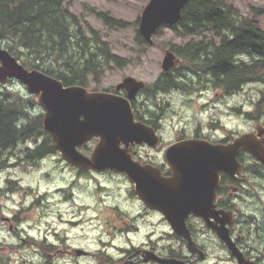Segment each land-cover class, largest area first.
I'll return each mask as SVG.
<instances>
[{"label":"flooded vegetation","instance_id":"1","mask_svg":"<svg viewBox=\"0 0 264 264\" xmlns=\"http://www.w3.org/2000/svg\"><path fill=\"white\" fill-rule=\"evenodd\" d=\"M169 50L177 59L175 67L168 72L160 71L152 84L145 83V87L130 101L134 121L151 128L159 138V142L156 146L146 143L142 145L129 144L126 151L135 164L152 166L158 170L160 176L154 179L159 184L160 178L165 180L172 176L166 160V150L177 142L194 139L211 144L227 145L246 134H253L256 140L264 142V82L261 78L247 84L243 82L238 90L232 92L228 89V84H220L218 82L220 80H216L210 71L190 69L191 63H185L174 50L170 48ZM240 58L244 62H252L246 54L240 55ZM167 75L180 86H171L172 82L170 85L162 86L163 78ZM12 81L8 80L7 83ZM159 81L161 83L157 84ZM181 85H183L182 88ZM247 89L253 91L254 96L248 95ZM174 91L189 96L184 102L191 101V109H193L195 99L200 103L190 117L168 131L167 123L173 125L175 116L178 117L177 113L172 111L173 116L167 114L169 104L166 97ZM107 92L116 93L115 87ZM116 94L124 98L127 97L123 90ZM237 96L241 98L238 104L230 105L232 97ZM23 98L25 111L29 112L28 115L39 116V114L34 115V110L40 108L37 105V96ZM218 105L223 107L222 111H218L221 114L220 117L212 114ZM230 114L242 119L245 123L243 125H247V128L243 127L239 131L228 129L221 122V118L229 119ZM40 116L42 118L43 111ZM47 134L52 142L48 146L53 151L43 152L40 158L33 156L36 149L45 146L42 138L38 139L36 143L24 144L23 153L20 151L23 145L19 146L18 144L14 151L1 154V160L6 163V166L0 171V177L5 172L9 173L19 166L23 167L22 172L25 173L28 169L38 168L45 161H55L67 168L69 172L71 171L73 175L71 180L57 189V193L60 194L66 205L73 198L72 189L80 180L92 183L93 189L98 193H102L111 185L122 187V191L127 192L128 198L123 197L122 202H116L115 207L105 205L113 212L115 218L101 221L97 215V210L100 208L95 206L94 219L97 221L96 228L110 230L114 237L122 236L125 243L110 247L117 249L116 257L109 254L108 245L100 247L101 244H107L102 240L92 250L72 246L69 230L70 225L76 224V222H64L60 219V229L59 226H54L51 213V221L41 227L35 222L27 221L28 214L33 208L30 206L31 204L21 205L14 207L12 214L7 215L8 217H0V224L4 231L0 240V264H56L58 260L69 262L74 258L91 256L98 264H122L124 262L129 264H165L155 260L154 256L183 261L187 264H264V166L260 160H257L245 149L241 148L236 156V161L241 165L239 173L233 176L224 172L219 174L220 180L212 202V210L218 212L217 218L209 216L208 221H205L202 217L189 215L185 219V225L193 243L191 248L186 239L172 230L161 212L152 209L140 199L135 192L136 183L132 182L124 172L111 170L95 172L90 169H78L62 158L61 153L56 150L50 134ZM97 142V138H92L77 149L84 156L90 157ZM120 147L124 148V145L121 144ZM109 178H112L113 182ZM3 180L5 186L13 188V190L5 189V192L21 193L18 179H13L9 175L4 176ZM26 195L27 192L24 193L25 198ZM45 196L36 194L34 197L36 199L32 204L37 206ZM120 206L126 209L123 210ZM79 212L81 211L79 210ZM227 213L229 215H226ZM24 215H26L25 222L21 217ZM44 216L45 214L42 217ZM215 226L223 229L228 242L217 235L213 230ZM8 239L10 242L7 241ZM251 241L258 244V247H255ZM81 251L83 253H80ZM26 254L31 255L32 258L24 259ZM33 257H36V260H33Z\"/></svg>","mask_w":264,"mask_h":264},{"label":"water","instance_id":"2","mask_svg":"<svg viewBox=\"0 0 264 264\" xmlns=\"http://www.w3.org/2000/svg\"><path fill=\"white\" fill-rule=\"evenodd\" d=\"M189 1L149 0L138 21V32L143 40L152 45L157 30L163 25L177 23ZM176 63L174 54L166 50L161 70L166 72ZM9 79L19 81L27 94L37 96V103L43 110L42 126L66 162L78 169L95 172H124L136 183L135 192L140 199L161 212L171 228L186 239L191 248L193 243L185 219L189 215L202 217L205 221L209 216L217 218L218 212L212 210V202L219 174L224 172L233 176L240 172L241 165L236 161L239 150L245 149L264 166V142L256 140L253 134L242 135L227 145L188 139L167 148L166 160L172 176L165 180L160 178L159 184L155 180L160 176L158 170L135 164L126 153L129 144L156 146L159 142L151 128L134 121L130 101L145 87L142 81L129 76L116 85L115 91H125L126 98L106 91L64 86L42 71L24 67L0 42V84ZM92 138H97L98 142L91 156H84L77 148ZM121 144L124 148L120 147ZM213 230L228 242L222 228L215 226ZM154 259L165 264H187L156 256Z\"/></svg>","mask_w":264,"mask_h":264},{"label":"trees","instance_id":"3","mask_svg":"<svg viewBox=\"0 0 264 264\" xmlns=\"http://www.w3.org/2000/svg\"><path fill=\"white\" fill-rule=\"evenodd\" d=\"M67 0H0V42L24 67L36 69L61 81L64 86L98 91L103 73L111 64L122 68L129 59L112 53L108 43L97 30L85 25L70 11ZM109 29L129 27V22L111 18L104 12L89 9ZM263 8H251V14H262ZM135 42L139 47H150L138 32ZM169 28L185 41L167 46L183 60L191 63L194 71H210L220 84H228L236 91L244 83L262 79L264 82V30L253 17L243 16L227 0H190L180 20ZM143 54V52H140ZM246 54L250 62L241 60ZM235 57V58H234ZM234 58V60H232ZM172 82V83H171ZM159 81L157 84H160ZM180 86L167 75L162 86ZM183 85H181V88ZM25 100L10 90L0 91V156L14 151L17 145L43 139L33 156L53 151L51 139L42 129L41 116H29ZM26 151V149H25ZM6 163L0 157V171Z\"/></svg>","mask_w":264,"mask_h":264},{"label":"rangeland","instance_id":"4","mask_svg":"<svg viewBox=\"0 0 264 264\" xmlns=\"http://www.w3.org/2000/svg\"><path fill=\"white\" fill-rule=\"evenodd\" d=\"M148 1L149 0L66 1L67 7L72 13L81 19L83 26L87 25L98 31L101 38L108 43L112 53L119 57L129 59V62H126L122 68H118L116 65L111 64L109 66V70L103 73L98 90H112L116 84L121 82L122 79L127 76L142 80L147 85L152 84L160 72L163 49L172 44L180 45L185 41L184 38L178 37L169 28H164L159 35L154 36L153 44L150 45V47L137 46L135 42V27L130 25L137 18H140L141 12ZM227 2L237 8L243 16L255 18L258 21L259 26L264 30V12L259 15L251 14L252 7H261L264 11V0H227ZM90 8H93L96 13L102 11L107 13V15L111 18L125 20L130 23L129 27L127 26L122 29H109L100 19L89 12ZM140 52H143V54H140ZM93 87L94 84H91L88 87V90L92 91ZM3 90H10L12 92L19 93L22 97L27 96L25 87L17 81H12L6 86H0V91ZM247 94L254 96L253 91L250 89H247ZM186 98H189V96L183 95L181 92L177 91H174L170 96L166 97L167 103L169 104V107L167 108V114L169 116H173L174 114L171 113L172 111L178 115V117L175 116V120L172 123L173 125H171L169 122L167 123L168 131L172 130L175 125H180V122L182 124V121L186 120L187 117H190L192 112L196 110V106L200 103V101L195 99L193 101V109H191V101L188 103L184 102ZM239 100H241V98L238 96L232 97L230 100V105H237ZM222 109L223 107L218 105L215 109V112H212V114H214L216 117H220L221 114L218 111H222ZM41 111L42 110L40 108H36V110H34V115H40ZM27 114H29V112ZM226 119L228 118H221V122L230 130L239 131L243 127L247 128V125H243L245 124L243 120L240 118L238 119L233 114H230L228 120ZM170 137H172V135H170ZM22 169L23 167L19 166V168L11 170L9 173L5 172V174L0 177V217H8L7 215L12 214L14 207L31 204L30 206L33 208L28 214V222H35L42 227L48 221H51V213L54 226H59L60 229V219L64 222H76V224L70 225L71 228L69 230L70 243L72 246H80L83 249L92 250L93 248L97 247L98 242L102 240L107 244H101L100 247L103 248L104 245H108L109 254L112 255V257H116L117 249L115 247H110L113 245H122L125 243V239L120 235L114 237L112 233H110V230H101L96 228L95 225H97V221L94 219V209L95 206H99L100 210H97V215L101 221L114 219L115 215L107 207H115L116 202H122L123 197L126 199L128 198L127 192H123L122 187L118 185H111L102 193H98L93 189L92 183L90 184L86 183V181L80 180L72 189L74 194L73 198L71 199L70 203L66 205L63 203L60 194L57 193V189L67 181L71 180V177H73L71 171L69 172L67 168L57 164L55 161H45L38 168L28 169L25 173L22 172ZM9 175L13 179H18L20 181V194L9 191L5 192V189L13 190L12 187L9 188V186H5L4 184L3 177ZM109 180L113 182L112 178H109ZM25 192H27L26 198L24 197ZM36 194L44 196L46 195L45 198H42L44 200H40V203L37 206L32 204L36 199L34 198ZM83 205L86 206L81 207ZM120 208L123 210L126 209L122 206H120ZM79 210L81 212H79ZM43 212L45 214L44 217H42L44 215ZM46 214L48 215L47 217ZM21 217L22 221L25 222L26 215ZM142 225H144L143 222ZM3 232V227L0 224V240L4 234ZM7 241L10 242L9 239ZM251 243L255 247H258V244L255 242L251 241ZM29 258H32V256L29 254L24 256V259ZM33 260H36V257H33ZM56 264L98 263L94 257L91 256L85 258H74L69 262L67 260H58Z\"/></svg>","mask_w":264,"mask_h":264}]
</instances>
